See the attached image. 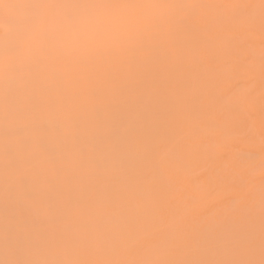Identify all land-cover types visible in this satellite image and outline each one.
Wrapping results in <instances>:
<instances>
[{
  "label": "bare ground",
  "instance_id": "6f19581e",
  "mask_svg": "<svg viewBox=\"0 0 264 264\" xmlns=\"http://www.w3.org/2000/svg\"><path fill=\"white\" fill-rule=\"evenodd\" d=\"M18 4L23 0H4ZM63 2V0H54ZM137 3L146 0H116ZM181 25L150 54L62 65L16 61L15 107L6 122L0 97V146L44 130L55 163L43 176L0 156V260H227L261 258L264 238V38L260 0H170ZM222 5H241L226 8ZM25 10L0 8V53L24 41ZM10 19L9 24L3 23ZM231 35L233 39H224ZM0 72V85L3 84ZM31 120L32 127H25ZM64 130V135L58 134ZM139 141L133 152L129 145ZM110 146H118L113 153ZM86 158L81 159L80 153ZM80 212L66 251L17 257L5 249L11 218L20 229L52 230L37 202L68 198ZM7 190V195H6ZM163 231H157L158 225ZM78 240L75 245L72 240Z\"/></svg>",
  "mask_w": 264,
  "mask_h": 264
},
{
  "label": "snow or ice",
  "instance_id": "6c2138e0",
  "mask_svg": "<svg viewBox=\"0 0 264 264\" xmlns=\"http://www.w3.org/2000/svg\"><path fill=\"white\" fill-rule=\"evenodd\" d=\"M261 35L264 38V0H260ZM201 7L170 2V0H146V2L126 3L116 0H23L18 4L5 3L0 0V8H21L25 10L22 23L28 26L24 41L7 38L0 53V72L3 73V84L0 85V97L4 104L7 138L11 130L7 121L15 107V89L31 88V81L22 85L12 78L16 61H27L29 64L45 63L48 79L63 81L66 73L62 65L67 62L83 63L89 60L101 61L109 56L117 58H135L138 54H150L149 41L163 43L167 41L181 25L190 22L188 17H178L177 9ZM222 7H243L241 5H222ZM12 21H3L9 24ZM224 39L231 40V35ZM25 127H32V121L25 122ZM63 136L64 130L58 129ZM141 147L139 141L129 145L130 151ZM113 153L119 151L118 146H110ZM22 154L23 164L31 167L37 175L43 176L41 165L55 163V154L51 152L44 130L36 128L28 137H18L13 143L8 139L0 146L6 170L13 168ZM85 159L84 153H80ZM72 189H68V198L53 206L48 200L37 202L38 217L51 220L56 226L52 230L33 231L22 227L20 235L13 242L11 218H8L5 229L6 252L17 257L29 254L46 253L49 256L63 254L69 242V232L73 219L78 216L80 208L70 199ZM7 195V190H6ZM164 225H158L157 231H163ZM75 245L78 240L73 239ZM0 264H264V238L261 242V258L227 259V260H164V259H130V260H80L70 258H35L4 259Z\"/></svg>",
  "mask_w": 264,
  "mask_h": 264
}]
</instances>
